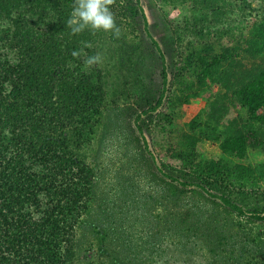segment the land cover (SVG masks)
<instances>
[{"label":"trees","instance_id":"trees-1","mask_svg":"<svg viewBox=\"0 0 264 264\" xmlns=\"http://www.w3.org/2000/svg\"><path fill=\"white\" fill-rule=\"evenodd\" d=\"M182 1L192 16L174 25L173 39L186 35L191 41L169 66L149 36L141 1L133 0L132 10H140L162 65V92L134 126L156 178L169 191H189L247 224L237 223L238 234L215 233V246L204 252L207 259L215 263L219 251L229 248L219 264H264V229L246 232L247 226L264 224V204L245 209L232 200L235 195L264 200V191L259 193L264 164L240 163L249 149H264V17L236 40L222 23L233 2L241 11L257 3L264 12V0ZM76 3L0 0V264H71L76 229L89 209L92 171L75 151L89 142L100 121L107 82L98 62H86L97 57L100 31L89 26L73 35L68 26ZM170 71L176 93L168 99ZM191 100H202L205 107L184 130H167L173 119L167 112L160 116L167 127L153 133L164 159L157 163L141 116L151 119L164 101L175 109ZM206 142L217 143L220 154L206 158ZM252 185L256 192L248 194ZM197 223L177 230L183 238L173 242L202 235L210 241L211 232L204 234Z\"/></svg>","mask_w":264,"mask_h":264},{"label":"rangeland","instance_id":"rangeland-1","mask_svg":"<svg viewBox=\"0 0 264 264\" xmlns=\"http://www.w3.org/2000/svg\"><path fill=\"white\" fill-rule=\"evenodd\" d=\"M140 1L149 36L160 45L168 65L174 66L178 54L185 51L186 42L191 41L186 35L176 41L172 32L174 25L181 26L192 16L189 4L182 0H173L170 4ZM235 5L233 2L232 11L222 22L232 32L233 40L244 35L254 20L264 17L257 3L244 7V11L234 8ZM109 7L116 28L99 30L97 43L98 64L107 82L106 100L89 142L75 151L76 159L91 169L93 184L89 209L76 229L71 264H219V258L228 256L230 249L219 251L215 263L210 262L204 252L214 245L211 238L217 232L238 234L247 224L189 191H169L156 178L159 174L150 155L145 153L134 120L154 106L162 92L161 61L144 31L140 10H132L133 0H119ZM168 80L170 99L176 93L171 71ZM213 91L219 89L215 87ZM167 103L164 101L151 119L141 116L142 134L159 164L164 159L153 133L161 126L167 127L160 116L167 112L172 117L167 130H184L205 107L202 100H191L175 109H168ZM202 150L208 159L220 154L214 142L204 143ZM230 160L239 163L236 159ZM240 163L252 168L264 164V149H249L247 158ZM256 188L252 185L246 190L250 194ZM262 191L264 182L259 193ZM232 200L245 209L260 208L264 204V200L252 196L235 195ZM196 220L202 232H211V240L202 235L190 242L174 243V239L183 238L176 236V231L196 226ZM250 228L258 232L264 229V224L247 226V233Z\"/></svg>","mask_w":264,"mask_h":264},{"label":"clouds","instance_id":"clouds-1","mask_svg":"<svg viewBox=\"0 0 264 264\" xmlns=\"http://www.w3.org/2000/svg\"><path fill=\"white\" fill-rule=\"evenodd\" d=\"M112 0H77L73 8L68 26L73 35L82 32L85 28L91 27L95 30H112L116 28L113 15L110 11ZM74 56L79 55L73 52ZM99 57L89 58L86 62L91 65L97 63Z\"/></svg>","mask_w":264,"mask_h":264}]
</instances>
